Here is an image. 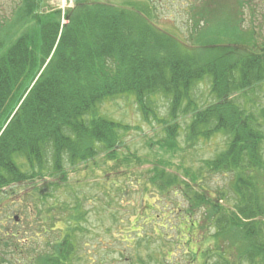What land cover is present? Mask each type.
Listing matches in <instances>:
<instances>
[{
  "label": "trees",
  "instance_id": "16d2710c",
  "mask_svg": "<svg viewBox=\"0 0 264 264\" xmlns=\"http://www.w3.org/2000/svg\"><path fill=\"white\" fill-rule=\"evenodd\" d=\"M49 1L13 0L8 13L0 10V192L26 181L35 191L45 181L57 188L61 181L49 178L65 166L116 151L129 126L98 108L132 93L145 118L165 125L161 142L170 151L178 145L181 115L190 114L182 129L188 145L217 134L226 139L196 170L184 169L189 181L158 159L148 168V183L159 193L177 188L187 202L179 208L180 230L195 249L185 264H264V45L243 24L246 0L190 3L186 39L182 28L159 23L152 0H67L63 8ZM202 82L212 100L199 105L194 93ZM257 91L262 95L248 94ZM159 98L169 104L168 120L155 116ZM212 173L227 179L209 187L204 180ZM52 201L45 217L38 209V219L57 235L30 246L26 264L79 258L81 202ZM157 253L148 258L167 264L169 251Z\"/></svg>",
  "mask_w": 264,
  "mask_h": 264
},
{
  "label": "rangeland",
  "instance_id": "374dc122",
  "mask_svg": "<svg viewBox=\"0 0 264 264\" xmlns=\"http://www.w3.org/2000/svg\"><path fill=\"white\" fill-rule=\"evenodd\" d=\"M199 1L152 0L151 5L159 23L170 31H174L175 26L182 28L181 35L186 39L188 29L184 20L189 17L188 6ZM49 2L61 8L70 5L67 0ZM12 3L13 0H0V10L8 13ZM242 15L244 26L255 29L256 43L264 45V0H246ZM208 90L206 82L196 87L194 96L199 105L212 100ZM261 90H264V84ZM261 92L248 94L255 98L261 96ZM263 101L261 99L260 103ZM154 108L156 118L168 120L169 104L165 99L159 98ZM98 111L106 119L129 126V130L123 134L122 145L116 151H101L74 167L65 166L57 177L49 178L61 181L57 188L52 189L45 181L35 191L32 189L33 183L26 181L13 185L11 191L4 188L0 192V235L3 236L0 264H26L32 255L30 246L37 245L39 248L51 242L57 233L48 226L50 223L38 219V209L45 217V207L54 202L52 200L65 205L75 196L81 202L85 217L80 221L82 229L75 230L79 258L73 264H142L141 259L156 264L148 256L152 254L156 257L160 250L169 251L165 259L167 264H185L187 252L195 249V243L191 241L189 249L186 236L181 235L183 218L179 217V208L183 210L187 205L184 195L174 190L177 188H171L165 194L159 193L155 186L148 183V168L158 159L169 170H178L189 181L188 177H184V169L196 170L203 159L214 156L225 146L226 139L217 134L209 140L188 145L182 129L189 121L190 114L181 115L177 119L181 130L178 145L171 153L161 142L166 137L165 125L153 116L145 118L132 93L103 101ZM226 179V175L212 173L206 176L204 183L217 187ZM39 197H43V200ZM200 212L195 209L193 217H199ZM53 213L57 214L58 210ZM14 216H17L16 220ZM60 224L57 226L60 227ZM158 231L165 234L164 241L159 238ZM166 236L169 237L166 239ZM146 237L149 242L145 240ZM14 245H18V248Z\"/></svg>",
  "mask_w": 264,
  "mask_h": 264
},
{
  "label": "water",
  "instance_id": "95a60500",
  "mask_svg": "<svg viewBox=\"0 0 264 264\" xmlns=\"http://www.w3.org/2000/svg\"><path fill=\"white\" fill-rule=\"evenodd\" d=\"M14 219L16 220L17 219V216H14Z\"/></svg>",
  "mask_w": 264,
  "mask_h": 264
}]
</instances>
